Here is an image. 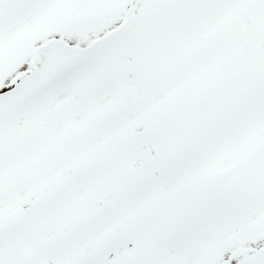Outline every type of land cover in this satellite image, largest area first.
I'll return each mask as SVG.
<instances>
[{
	"label": "snow or ice",
	"instance_id": "snow-or-ice-1",
	"mask_svg": "<svg viewBox=\"0 0 264 264\" xmlns=\"http://www.w3.org/2000/svg\"><path fill=\"white\" fill-rule=\"evenodd\" d=\"M0 264H264V0H0Z\"/></svg>",
	"mask_w": 264,
	"mask_h": 264
}]
</instances>
